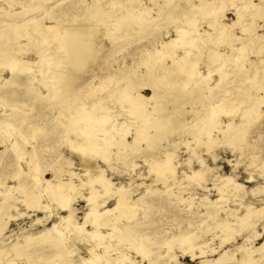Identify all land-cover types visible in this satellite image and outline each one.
I'll return each mask as SVG.
<instances>
[{
    "label": "rangeland",
    "instance_id": "rangeland-1",
    "mask_svg": "<svg viewBox=\"0 0 264 264\" xmlns=\"http://www.w3.org/2000/svg\"><path fill=\"white\" fill-rule=\"evenodd\" d=\"M29 1L0 0V26H3L5 33V36L0 37V47L13 52L15 50L14 53L0 56V264H58L57 255L64 253L63 244L60 242L62 239L35 241L33 237L47 230L51 231L49 235L56 236L53 229L57 226L64 228L65 217L82 224L85 221V214L91 213L93 206L98 205L94 209L101 210L113 205L118 198L116 188L123 189V195L130 198L131 202L141 205L135 219L129 222L131 225L128 241H118L114 249L107 245L112 249L110 257L120 256L117 264H151L148 257L154 256L159 258V264H167L164 256L168 252L169 244L172 245L170 252L173 253L174 260L169 261L168 264H201V260L218 258L224 251L238 259L243 247L256 249L253 256L258 258L257 264H264V248H258L264 242V214L255 219L254 226L246 229L235 224L234 238L223 244H221L223 240L221 229L218 227L225 218L234 223V216L243 214L247 206L264 205V89L251 90L253 84H264V76L259 78L264 72V0H209L212 6L218 7V16L224 26L236 20L237 14L241 15V21H244L241 22V26L231 27L233 33L231 38L227 37L228 39L224 38L219 42L214 41L218 31L212 29L211 16L207 17L206 14L205 16L195 7L199 4V0H168L167 4H164L165 0L135 2L99 0L100 5L106 6L115 2L117 7L110 15L99 16L92 22L90 31L95 37L90 36L85 40L76 35L72 38L71 48L81 52L76 56L65 47L56 50L58 43H64L65 38L64 35L63 38L59 37L60 33L57 34L55 31L60 32L69 24H77V21H73L72 15L81 11L80 3L85 1L91 5L92 0H42L44 2H41L31 13L23 14L21 8L25 4H31ZM137 8L144 10V14L153 17L154 20L158 15V20L152 22L149 28L131 29L130 26L127 28V25H131L130 21L137 13ZM7 9L11 14L13 13V16L9 15ZM4 13H7V16ZM30 15L43 24L54 25L52 41L51 38L50 40L47 38L49 41L40 43L43 44L41 46L35 41L34 45L27 44L31 40L26 37L19 38V42L14 38L8 39L13 37L14 27L19 26L20 30L27 27ZM52 17H58L60 21L52 20ZM118 17L126 18L116 27ZM14 18L13 27L11 22L6 20ZM194 23L197 25L195 26ZM244 26H250V30L241 32ZM192 28L197 36L191 37L193 40L186 48L196 53L197 46H201L203 37L208 35L214 37V40L207 39L205 44H211L209 46L212 50L220 53L218 61H211L209 53L205 54V49L202 50L200 54L192 56L196 61V67L204 73L211 71L210 85H214L220 79L222 72L226 73V76L219 86L204 90L205 107L197 104L191 110L186 104L185 109L190 112L177 115L172 104L169 101L164 102L165 92L162 88H158L152 96L149 86H141L139 78L144 76L142 73L146 65L140 62L146 58L145 51L154 52L155 47L160 49L161 42L175 36V30H192ZM33 34L38 40V33L33 32ZM65 34L67 36L69 31ZM39 48L45 51L41 52ZM183 50L184 48H178V52L182 53ZM46 51L51 56H48ZM239 53L240 58L243 57L242 70L240 68L238 70L237 65L226 62V57L230 54L238 57ZM39 54L42 57H39ZM11 57H16L19 62L23 61L26 66L28 64L34 69L24 78L25 86L8 88L9 86L4 83L9 76V68L2 62L4 58ZM169 61L170 59H167L165 62ZM155 64L153 62L151 64L153 70L156 69ZM158 68L154 71L156 74L153 73L155 77L161 75ZM240 86L241 90L236 94L240 99L243 98L242 102L227 105L225 109L223 108L226 112L219 110L215 117L216 127L208 131L209 133L204 131L207 125L205 119H210L209 116L206 118L209 107L220 106L221 99L227 96L226 92H233L231 89H240ZM65 88H69V91L64 92ZM8 90L14 91L8 93ZM251 91L253 96L249 94ZM244 92L249 94L247 97L245 93L247 98ZM136 93L144 97L141 108H135L127 99L129 95ZM249 97H256L259 102L257 101L258 110L247 115L244 111L254 103ZM78 109L87 112L91 110L94 119L99 120L98 122L92 119L91 139L99 145L101 151L97 148L98 153L96 150L92 151L90 156L80 155L77 144L80 143L81 138L66 126ZM101 114L107 116L103 118L104 121L101 119ZM81 122L85 124L84 121H80L79 126L85 128L87 123L84 125ZM229 122L247 123L245 127L232 133L244 134L246 136L244 142L233 143L230 138H225L221 132H218L226 128ZM140 125L142 129H138ZM135 127L139 131L143 130L147 137L153 138L151 146H148L145 137H141L138 142L132 140ZM96 131L101 132V135L96 134ZM123 131H125L123 144L116 143L120 138L119 133ZM157 134L161 136L155 139L154 136ZM106 136L107 138H103ZM9 138L16 140L19 150L14 148ZM211 138L214 144L208 151L206 143ZM105 143L107 144L104 145ZM238 144L241 146L239 147ZM22 159L24 163L21 165ZM160 162L171 166L170 169L168 166V169L161 172H164L162 175H165V178L163 176L156 180L155 171L159 168L156 163ZM164 164H160V168ZM88 170H94V173ZM194 170H203L197 180L188 178ZM95 173L98 176L99 173L102 174L100 177L103 178L96 177ZM104 178L107 180V185L111 186L108 193L100 189L99 181ZM58 180L61 181V195L64 201L51 186L56 185ZM229 182L236 183L239 188L228 193L225 196L227 199L219 203L216 216H209L205 211V200L214 201L219 196L218 192L223 191L224 183ZM90 192L97 193L96 204H87ZM3 193L7 197L4 203L1 199ZM33 203L36 206H30ZM66 203L68 207L65 206ZM87 206H92V209ZM82 227L85 231H90L89 220ZM101 232L107 235L109 230L103 227ZM256 233L259 235L256 236ZM185 234H193V242L196 246L193 255L184 252L185 246L180 242L181 236ZM110 236L107 237L110 239ZM88 238L76 239V246L94 247V240ZM104 240L107 242L108 239L103 238L100 242H105ZM71 242L72 239L67 242L69 246ZM100 242L98 241L97 247L94 248L97 252L103 251L102 244L105 243ZM15 244L19 245V249L15 250ZM144 248H149V252L145 254L138 252ZM75 249L76 247L73 251L78 253ZM202 249L206 250V253L201 254ZM78 254L82 256L80 258H87L84 251ZM107 261L105 264H108ZM226 264L233 263L230 260Z\"/></svg>",
    "mask_w": 264,
    "mask_h": 264
},
{
    "label": "bare ground",
    "instance_id": "bare-ground-1",
    "mask_svg": "<svg viewBox=\"0 0 264 264\" xmlns=\"http://www.w3.org/2000/svg\"><path fill=\"white\" fill-rule=\"evenodd\" d=\"M99 0H92V4L89 5V3L87 2H82L80 3L82 6H81V11L77 14H74L72 15V18H73V21H77V24L73 25L72 24H69L68 26H65L62 31L58 32L57 30L55 32L60 33L58 34L59 37L63 38V35H64V38H65V42L62 43H58V47L56 46V50H60L61 47H65L67 48L68 51H71L72 55L76 56L78 54H80L81 52H77L75 49H72L71 48V41H72V38L76 37H82L83 39H88L90 36H94V33L91 30V26H92V22L96 20L97 17L99 16H102V15H110L111 12H113L115 10V8L117 7L115 5V2L114 3H111L109 5H106V6H103V5H100ZM127 1V0H126ZM129 1H133L135 2L136 0H129ZM244 1V0H243ZM248 1V0H247ZM41 2H44L42 0H30L29 3L31 4H25L22 6V13L23 14H29L31 13V11H33L34 8H36ZM169 1L168 0H165L164 1V4L168 3ZM252 2V1H251ZM260 2V1H259ZM263 2V1H262ZM223 3V2H222ZM244 4V3H243ZM263 4V3H262ZM259 5V4H258ZM166 6V5H165ZM194 7V6H193ZM196 9H200V11H202V14H206L207 17L211 16V26L213 27L212 29H217L216 31L217 32V37L215 38L214 40V37L212 36H206V37H203V40H202V45L201 46H197V52L196 53H193L190 48H186V46H189L193 40V38H191L192 36H197V33H195V30H193L194 28H192V30H188V29H184V30H181V29H178V30H175V36L167 41H164V42H161V45H160V49H156L155 47V51L153 52H150V51H145V53L147 54L146 55V58L141 61L140 63L146 65L145 67V71L144 73H142L144 76H142L141 78H139V82L141 83V86H149L152 90V96L155 94V92H157L158 88H162L165 92V100L164 102L166 101H169L175 111V113L177 115H183L184 113H189L190 110L188 109H185V105H189V107L191 108V110H193V106L197 105V104H202V106H206V103L204 101V97H205V92L204 90L207 89V90H211L212 88H214L215 86H219V84H221V82H223V79L224 77L226 76L224 72H222L223 74L220 75V79L217 80L215 82L214 85H210L209 84V81H210V76H211V71L210 72H207V73H204L202 72L201 70H199L197 67H196V61L193 59L192 56H196V54H200L202 50L205 49V54L209 53L210 55V59L209 60H213V61H218V59L220 58V53H218L217 51H213L212 50V47L209 46L211 44H205V41L207 39L211 40V38H213V40L215 42H219V40L221 39H224V38H231L233 36V33H232V29L231 27L235 26V25H240L241 26V22H244V21H241V15L237 14V19L232 21L230 25H226L224 26L222 23H221V19H220V16H218V7H214L212 6V2L209 1V0H199V4L196 6ZM242 7V6H241ZM141 8V7H140ZM222 8V7H221ZM83 9V10H82ZM138 9V8H137ZM239 9V8H238ZM3 10V9H2ZM8 10V9H7ZM160 10V9H159ZM163 10V8H162ZM9 11V10H8ZM137 13L134 14L132 16V20L130 21L131 22V25H127V28L128 26H130V28L134 29L136 27H138L139 29H142L143 27H146V28H149L151 23L154 22L155 20H158V15L154 18H156L155 20L153 19V17H147L146 14H144V10H136ZM3 12H5L3 10ZM19 12V13H21ZM146 12V11H145ZM9 15L11 14V12L9 11L8 12ZM131 13V12H130ZM168 13V12H167ZM5 14V13H4ZM7 14V13H6ZM5 14V15H6ZM13 14V13H12ZM11 14V15H12ZM129 15V13H127ZM126 14V15H127ZM182 14H185V13H182ZM187 14V13H186ZM185 14V15H186ZM205 15V16H206ZM7 16V15H6ZM13 16V15H12ZM179 16V15H178ZM250 16V15H249ZM10 17V16H9ZM163 17V16H162ZM126 17H118L117 18V22H116V27H118V24L121 23L122 21H124ZM177 18V17H176ZM24 19V18H23ZM21 19V20H23ZM52 20H55L57 22H59L60 20L58 19V17H52L51 18ZM6 20V19H5ZM28 20H29V23L27 25V27H25L24 29L20 30L21 27H14V23H15V18L14 19H7L6 21H9L11 22V25L14 27V30L13 31V37H9L8 39L10 38H14L15 41H18L19 38L21 37H26L27 39L31 40L29 41V43L27 42V44H30V45H34L35 42H37L38 44L40 43H44V42H47V40L49 38H51V35H52V32H53V29H55L54 25L50 24V25H46V24H43L42 22L39 21V19H34L32 15H30L28 17ZM27 20V21H28ZM198 20V19H197ZM244 20V19H243ZM196 21V20H195ZM199 21V20H198ZM114 22V21H113ZM248 22V21H247ZM43 25H42V24ZM56 23V22H54ZM191 24V23H190ZM194 25L196 26L197 24L194 23ZM11 26V27H12ZM243 26V25H242ZM113 27V26H112ZM121 27V26H119ZM56 29L57 26H56ZM247 30H250V26H244L241 28V32H244V31H247ZM69 31V34H67L66 36V32ZM126 31V30H125ZM33 32H37L38 33V40H36L37 38L35 36H33ZM126 33V32H125ZM107 34V33H106ZM109 34V33H108ZM256 34V32L254 33V35ZM5 36V33L3 32V26H0V37L2 36ZM70 35V36H69ZM199 36H201L200 34H198ZM214 35V33H213ZM216 35V33H215ZM249 35V34H248ZM43 36V37H42ZM258 36V35H257ZM260 36V35H259ZM95 37V36H94ZM235 37V36H234ZM237 37V36H236ZM35 40H34V39ZM48 38V39H47ZM113 38V37H112ZM206 38V39H205ZM227 38V39H228ZM252 38V37H251ZM254 38V36H253ZM52 39L54 38H51L50 41H52ZM217 39V40H216ZM26 40V39H25ZM48 40V41H49ZM62 40V39H61ZM84 40V41H85ZM253 40V39H252ZM35 41V42H34ZM19 42V41H18ZM228 41H226L227 43ZM256 42V41H255ZM212 43V42H211ZM41 45V44H40ZM43 45V44H42ZM41 45V46H42ZM242 45V44H241ZM31 47V46H30ZM49 47V46H48ZM191 47V46H190ZM38 48V47H37ZM35 48V49H37ZM61 48V50L63 49ZM64 48V49H65ZM178 48H184V50L181 52H178ZM199 48V49H198ZM40 49V48H39ZM201 49V50H200ZM14 50V49H13ZM34 50V49H33ZM38 50V49H37ZM44 50V49H43ZM42 50V51H43ZM199 50V51H198ZM231 50V49H230ZM39 51V50H38ZM41 51V49H40ZM41 51V52H42ZM45 51V50H44ZM10 52H13L12 50H5L3 48L0 47V56H4L6 53H10ZM15 52V50H14ZM13 52V53H14ZM39 52V53H41ZM47 52V51H46ZM67 52V51H66ZM48 53V52H47ZM46 53V54H47ZM68 53V52H67ZM223 53V52H222ZM230 53V52H229ZM241 53V52H240ZM240 53H239V56L238 57H235V54L233 55H229L228 57H226V62H230L232 64H235L237 65L238 67V70L239 68L242 70L244 67H243V57L240 58ZM36 54H37V51H36ZM35 54V55H36ZM53 54V53H52ZM228 54V53H227ZM34 55V56H35ZM42 55V53H41ZM51 56L50 53H48V56ZM224 55V54H223ZM242 55V54H241ZM43 58H44V55H42ZM40 56L39 54V57H42ZM206 56V55H205ZM37 57V56H36ZM38 57V58H39ZM46 57V56H45ZM225 57V56H224ZM50 58V57H49ZM48 58V59H49ZM195 58V57H194ZM167 59H170L169 62H165ZM207 59V58H206ZM4 61L2 62V64L4 66H8L9 68V76L5 79L4 83L7 84L10 88V86H14V87H20V86H25L26 84H24V78L34 69H32V67L27 66L23 63V61H18V59L16 57H11V58H4L3 59ZM21 60V59H20ZM38 60V59H37ZM36 60V61H37ZM40 61H42L40 58H39ZM50 60V59H49ZM53 60V59H52ZM55 61V60H54ZM57 61V60H56ZM47 62V61H46ZM153 63H156L155 66H156V69L157 67H159L158 69L160 70L159 74L161 73V75L159 77H155L154 74V71L156 70H153L151 67V64ZM222 62V60H221ZM225 62V59L224 61ZM34 63V61H33ZM36 63V62H35ZM58 63V62H57ZM32 64V63H31ZM29 64V65H31ZM39 64V63H37ZM49 64H50V61H49ZM48 65V63H47ZM143 65V66H144ZM225 65V63H224ZM228 65V64H227ZM226 65V66H227ZM230 65V64H229ZM36 66V64H35ZM75 66V65H74ZM220 66V65H219ZM38 67V66H37ZM44 67V66H43ZM47 67V66H46ZM223 67V66H221ZM219 67V68H221ZM49 69V67H48ZM222 69V68H221ZM230 70V69H229ZM237 70V71H238ZM219 72L222 71V70H218ZM235 71V70H234ZM247 71V70H246ZM33 72V71H32ZM31 72V73H32ZM218 72V73H219ZM154 73V74H153ZM238 74V72H237ZM51 75V74H50ZM134 75V73H133ZM262 75V76H261ZM259 75V78L263 77L264 76V72L263 74ZM248 76V75H247ZM258 76V75H257ZM54 77V76H53ZM258 78V77H256ZM42 79V78H41ZM45 79V78H44ZM50 79V78H49ZM58 79V78H57ZM46 80V79H45ZM44 80V81H45ZM55 80V79H54ZM251 80V78H250ZM254 82V81H252ZM251 82V83H252ZM257 82V81H256ZM261 82V81H260ZM46 83V82H45ZM139 83V84H140ZM233 84V83H232ZM253 84V83H252ZM252 84H249L252 85ZM2 85V84H1ZM248 85V83H247ZM66 87H68V85H65ZM226 86V84H225ZM254 86L253 89L251 90H254V91H258L259 89H264V84H257L256 85H252ZM219 88V87H218ZM215 90V89H214ZM221 90V89H220ZM233 92H226L227 96L226 98L224 99H221L220 101V106L216 107V106H210L209 109L207 110V113H206V118L207 116H209L210 119L206 120L205 118V123L207 124L204 128V131L206 132H210V130L212 128H215L216 127V123H217V118L216 117V113L219 111V110H222V112L224 111L223 108L225 109V107L228 105H232L233 102H237V103H241L243 98L240 99L236 94L238 93V91L241 90V86H240V89L238 88H233L231 89ZM248 89H246L245 91L247 92ZM12 91L14 90H8L7 92L8 93H11ZM52 91V90H51ZM57 91V90H56ZM67 92L69 91V88H65L64 89V92ZM54 92V91H53ZM139 92V90H138ZM207 92V91H206ZM244 92V95L245 93ZM253 91H251V93H249L250 95L252 94ZM129 94V93H128ZM127 94V95H128ZM210 94V93H208ZM248 93H246L247 97L249 96ZM243 95V94H242ZM245 95V97H246ZM253 96V94L251 95ZM150 97V95H149ZM209 97V96H208ZM246 97V98H247ZM245 98V99H246ZM259 98V97H257ZM127 99L129 101H131V103L134 104L135 108H141V103L142 101H144V97L140 94H135V95H129L127 97ZM126 99V100H127ZM141 99V100H140ZM150 99V98H149ZM249 99L251 100V102L253 101V105H251V107L249 109H247L246 111H244L245 114H251V113H255L258 109V99H256V97H249ZM262 100V98H261ZM250 102V101H249ZM259 102V101H258ZM261 102V101H260ZM99 103V102H98ZM123 103V102H122ZM127 104V103H126ZM215 104V103H214ZM244 104V103H243ZM138 105V107H137ZM215 105H218V104H215ZM98 106V105H97ZM108 106V105H107ZM130 106V104H129ZM243 106V105H242ZM247 106V104L244 106V108ZM144 107V106H143ZM133 108V107H132ZM233 108V107H232ZM84 109V108H83ZM89 109V108H87ZM86 109V110H87ZM91 109V108H90ZM99 109V107H98ZM143 109V108H142ZM235 109V108H234ZM85 110V109H84ZM138 110V109H137ZM232 110V109H231ZM78 112H76V115L74 117H72L71 120H69L68 124H66V126H68L72 133L76 134L78 137H80V143L77 144V149H79V152H80V155L81 156H90L91 155V152L92 151H95L97 152V150L99 149V145L96 143V142H93L92 141V137H91V133H92V119H94V115L88 110L87 111H79V109L77 110ZM98 111V110H97ZM100 111V110H99ZM104 111V110H103ZM109 111V110H108ZM135 112V109L133 110ZM141 111V110H140ZM166 111V110H165ZM229 111V110H228ZM227 111V112H228ZM118 112V110H117ZM226 112V111H224ZM236 112V111H235ZM95 113V112H94ZM108 113V112H107ZM129 113V111H128ZM137 113V112H136ZM142 113V111H141ZM145 113V112H144ZM234 113V112H233ZM263 113V112H262ZM113 114V113H112ZM117 114V113H116ZM219 114V113H218ZM237 114V113H236ZM102 115V120L104 121L103 118L107 117V116H103L105 114H101ZM110 115V114H109ZM118 115V114H117ZM138 115V114H137ZM259 115V114H258ZM116 116V115H115ZM129 116V115H128ZM133 116V115H132ZM130 116V117H132ZM139 116V115H138ZM233 116V115H232ZM113 117V116H112ZM123 118V117H122ZM133 118V117H132ZM135 118V117H134ZM137 118V117H136ZM110 119V117H109ZM121 119V118H120ZM94 120H97V118H95ZM108 120V119H107ZM114 120V119H113ZM80 121H84L85 124L87 123L86 127L84 128L83 126H79V123ZM99 122V120H97ZM111 121V119H110ZM124 121V120H123ZM122 121V122H123ZM130 121V120H129ZM134 122V121H133ZM148 122V121H147ZM193 122V121H192ZM249 122V121H248ZM82 124H84L83 122H81ZM92 123V124H91ZM95 123V122H94ZM105 123V122H103ZM114 123V122H113ZM124 123V122H123ZM137 123V122H136ZM140 123V122H139ZM145 123V122H144ZM84 124V125H85ZM102 125V123H100ZM126 124V123H125ZM129 124V123H128ZM155 123H153L154 125ZM157 124V123H156ZM90 125V126H89ZM96 125V124H95ZM93 125V126H95ZM108 127H109V124H107ZM119 125V124H118ZM121 125V124H120ZM119 125V126H120ZM124 125V124H123ZM127 125V124H126ZM143 125V123H142ZM148 125V124H147ZM247 125V123L244 124V122L242 123H238V124H234V123H231L229 122L227 125H226V128L224 129H221L219 130L218 132H221L222 135L225 137V138H230V141H232L233 143L235 142H240V141H243L245 140L246 136L244 134H238V135H233L232 133H234V131L236 130H239L240 128L242 127H245ZM104 126V125H103ZM125 126V125H124ZM145 126V125H144ZM102 127V126H101ZM112 127V126H111ZM110 127V128H111ZM116 127V126H115ZM147 127V126H146ZM7 128V127H6ZM99 128V127H98ZM107 128V127H106ZM118 128V126L116 127ZM136 128V127H135ZM141 128V125L140 127H138V129ZM221 128V127H220ZM103 129V128H102ZM137 128L136 130L134 131L135 134L133 135L132 137V140L135 141V142H138L140 140L141 137H145L147 141V144L148 146H151V143H153V138H149L147 137L148 135H144V132L143 130L139 131ZM142 129V128H141ZM146 129V128H145ZM97 130V129H96ZM105 130V129H103ZM121 130V129H120ZM138 130V131H137ZM69 131V130H68ZM70 131V132H71ZM100 131V129L98 130ZM110 131V130H109ZM116 131V130H115ZM119 131V130H118ZM97 132V131H96ZM95 132V133H96ZM131 132V131H130ZM146 132V131H145ZM208 132V133H209ZM101 133V132H100ZM100 133H96V134H100ZM108 133V132H106ZM106 133H104L106 135ZM119 133V132H118ZM81 134V135H80ZM114 134V133H113ZM120 134V138L119 140L116 141V143H119V144H123V141L122 139L124 138L125 136V131L119 133ZM160 134V133H159ZM155 135V139L156 138H159L161 135ZM94 135V133H93ZM101 135V134H100ZM108 135V134H107ZM33 136V135H32ZM104 136V135H103ZM109 136V135H108ZM97 137V136H96ZM102 137V136H101ZM115 137V136H114ZM100 138V137H99ZM103 138H107L106 137H103ZM109 138V137H108ZM209 138V137H208ZM207 138V139H208ZM10 139V138H9ZM25 140V137L23 138ZM95 139V138H94ZM97 139V138H96ZM154 139V140H155ZM209 140V139H208ZM207 140V141H208ZM102 141V140H101ZM109 140L107 139V142ZM142 141V140H141ZM4 142V141H3ZM10 142L11 144L14 146V148L18 149L19 150V146L16 144V140L14 139H10ZM76 142V141H74ZM104 142V141H103ZM231 142V143H232ZM72 143V142H71ZM130 143V142H129ZM242 143V142H241ZM70 144V143H69ZM103 144V143H102ZM107 143H105L104 145H106ZM207 149L208 151L213 147V144H214V140L213 138H211L210 141H208L207 143ZM112 145V144H111ZM233 145V144H231ZM76 146V145H75ZM102 146V145H100ZM239 146V144H238ZM241 146V145H240ZM239 146V147H240ZM73 147V146H72ZM76 148V147H75ZM98 148V149H97ZM73 149V148H72ZM76 149V150H77ZM102 149V148H101ZM108 149V148H107ZM75 150V149H74ZM100 150V149H99ZM105 150V149H104ZM101 151V150H100ZM103 151V150H102ZM98 153V152H97ZM93 155V154H92ZM105 155V154H104ZM250 155V154H249ZM98 156H96L97 158ZM19 159V158H18ZM86 159V158H85ZM84 159V160H85ZM89 159V158H88ZM168 159V158H167ZM24 163V159L21 160V165ZM165 163V162H164ZM162 162L160 163H156L157 166L159 168H157V170L155 172H157V175L156 176V180L158 179H161L163 176L165 178V175H162L163 173H161L164 169H168V166H169V169H170V166L168 163L164 164ZM160 164H164L161 168H160ZM173 167V166H172ZM22 169V167H21ZM21 169L19 172H21ZM202 169H205V168H202ZM155 170V168L153 169ZM89 172H92L94 173V170H88ZM165 171V170H164ZM168 171V170H167ZM172 171V170H171ZM174 171V169H173ZM202 171L203 170H194L192 171L191 175L188 176V178L192 179L193 180H197L200 178L201 174H202ZM59 173V171H56ZM99 172V171H98ZM183 172V171H182ZM191 172V171H190ZM175 173V171H174ZM96 174V173H95ZM94 174V175H95ZM104 174V173H103ZM169 174V173H168ZM252 174V173H251ZM97 175V174H96ZM99 175L101 176L102 174L99 173ZM89 176V175H88ZM100 176H96V177H100ZM167 176V175H166ZM170 176V175H169ZM167 176V177H169ZM173 176V175H172ZM93 177V176H92ZM171 177V176H170ZM89 178V177H88ZM87 178V179H88ZM101 178V177H100ZM103 178V176H102ZM101 178V179H102ZM163 178V179H164ZM174 178V177H173ZM251 178V176H250ZM154 179V178H153ZM179 179V178H178ZM225 179V178H223ZM228 179V178H227ZM94 180V178H93ZM92 180V181H93ZM100 180V179H99ZM98 180V181H99ZM105 180V178H104ZM104 180H100L99 183L101 184L100 185V189H103V191L105 192H110V184L109 186L107 185V180L106 183ZM231 180V179H230ZM89 181V179H88ZM91 181V180H90ZM168 181V180H167ZM192 181V180H191ZM226 181V180H225ZM224 181V182H225ZM60 180H58V183L56 185H51L52 188L54 190H56L58 192V195L60 196L59 198L60 199H63L64 197H62L61 195V184H60ZM150 182V181H149ZM227 182V181H226ZM82 183V182H81ZM90 183V182H89ZM93 183V182H91ZM90 183V184H91ZM97 183V182H96ZM164 183V182H163ZM55 184V183H54ZM71 185V184H70ZM222 185V184H221ZM50 186V187H51ZM99 186V184H98ZM173 186V185H172ZM47 187V186H45ZM69 187V186H68ZM93 187V185H92ZM92 187L90 188V190L92 189ZM65 188V187H64ZM114 188V187H113ZM223 191H221V193L218 192L219 196L218 198H216L214 201H206L204 202V206H205V211L206 213L209 215V216H216L217 215V212H218V205L220 202H223L224 199H225V196L232 192L233 190L239 188V185H237L236 183H224L223 185ZM95 189V187H94ZM93 189V190H94ZM96 190V189H95ZM116 190L118 191L117 195H118V198L115 200V202L113 203L112 206L110 207H104L103 209L101 210H97L96 208L94 209V207H98V205H95L93 206V209H92V206H89L92 210L90 211L91 213H86L85 215V221L82 223V224H78L77 222H73V220H70L71 218L69 217H65L64 218V228L61 227V226H57V227H54L52 226V228L54 227L53 230H55V233H56V236L52 237L51 235H49V233L51 232L50 230H47L45 232H42L40 233L39 235H36L33 237V240L35 241H39V240H45V239H51V238H54L55 240H60V242L63 244V250H64V253L62 254H58L57 255V263L58 264H105L107 261L108 264H117L118 261H120V254L118 255L119 257H115V258H112L110 257V252L112 251V249H114V245L118 242V241H128V232H129V226L131 225V223H129L131 220L135 219L134 217L137 215V211L140 209L141 205L139 203H136V202H131L130 201V198L128 197H125L122 193L123 189L121 188H116ZM66 191V190H65ZM97 191V190H96ZM113 191V190H112ZM111 191V192H112ZM181 192V191H180ZM10 194V193H9ZM96 194L95 192H90V195L88 196L87 198V201H88V205H93V204H96V200L95 197H96ZM115 194V193H114ZM65 194H63L64 196ZM69 195V194H67ZM103 195V194H102ZM110 195V194H108ZM112 196V195H111ZM62 197V198H61ZM66 197V196H65ZM6 195L3 193L1 195V199H2V203H4V201L6 200ZM67 198V197H66ZM227 199V198H226ZM225 199V200H226ZM61 201V200H59ZM64 201V199H63ZM62 201V202H63ZM69 201V200H68ZM67 202V200L65 201ZM103 202V201H102ZM35 203V202H34ZM30 204V206H36V204ZM100 203V201H99ZM98 203V204H99ZM226 203V202H225ZM102 204V203H101ZM235 204V203H234ZM100 205V204H99ZM66 207L67 206V203L65 205ZM221 206V204H220ZM88 207V206H87ZM88 207V208H89ZM1 208V207H0ZM69 209V208H68ZM90 210V209H89ZM1 211V210H0ZM88 211V210H87ZM85 211V212H87ZM68 212V211H66ZM140 212V211H139ZM51 213V212H50ZM70 213V212H68ZM262 214H264V205L263 206H260V207H251V206H247L245 208V212L243 214H241L240 216H234L235 220H234V223L232 222H229L228 220L223 219V221L220 222V224L218 225V227L221 229V233H222V243L223 244L224 242L230 240V239H233L234 238V233H235V229H234V226L235 224H238L242 229H246L248 227H251V226H254L255 224V219L257 217H260ZM70 215V214H69ZM68 215V216H69ZM67 216V215H66ZM56 219V218H55ZM89 220V224L91 225V230L90 231H85L83 229V224H86L87 221ZM257 220V219H256ZM75 221V220H74ZM123 221H125L126 223H124ZM56 222H58L56 220ZM55 222V223H56ZM257 223V222H256ZM59 224V223H57ZM61 225V224H60ZM56 226V225H55ZM105 227L109 230V232L107 233V235H104L102 232H101V229ZM5 229V228H4ZM109 234V235H108ZM111 235V236H110ZM256 236L259 235V233H256L255 234ZM107 236H110L111 238L109 239ZM68 237V239H66ZM81 237H89L90 240L91 238L94 240V247H87V246H84V245H79V246H76L77 244H75V241L76 239H79ZM64 238V239H63ZM88 238V239H89ZM103 238H107V242H100V240L102 239L103 241ZM193 234H185L183 236H181L180 238V242H182V244L185 246L184 247V252H190L192 255H193V249L196 247L195 246V243L193 242ZM247 238V237H246ZM70 239H72V242L70 244V246L68 245V241H70ZM89 240V241H90ZM98 241L100 243H105L104 245L102 244L103 247V251L102 252H97L94 250V248L97 247V243ZM110 241V242H109ZM91 242V241H90ZM109 242V243H108ZM207 242V241H206ZM92 243V242H91ZM107 243V244H106ZM173 244V243H172ZM67 245V246H66ZM109 247H113L112 249L108 248ZM117 245V244H116ZM133 245V244H132ZM18 244H15L14 247H15V250L19 249L18 248ZM96 246V247H95ZM75 250H77L76 252H81V251H84L86 254H87V258L83 257V258H80L82 256H80L78 253H75L73 251V248H75ZM128 247V246H127ZM139 247V246H138ZM167 247V246H166ZM171 247L172 245L169 244L168 245V252L166 253V255L164 256L165 257V262L168 264L169 261H173L174 260V255H172L173 253L170 252L171 250ZM242 248V246H241ZM259 249L260 248H264V242L262 243V245L260 247H258ZM257 248V249H258ZM181 249H183L181 247ZM241 256L240 258H235L233 255H229L227 251H224L223 253H221L219 255L218 258H215V259H208V258H205L203 260H201V264H205V263H213V264H226L228 261L231 260V262L233 264L235 263H238V264H251L252 262H256L257 264V259L253 256V252L256 250V249H252V248H248V247H243L241 249ZM116 251V250H115ZM137 251V250H136ZM138 252H141V253H147L149 252V248H144V249H140L138 250ZM181 252V251H180ZM206 253V250H201V254H204ZM140 254V253H139ZM117 255V254H116ZM112 256V255H111ZM124 256V255H122ZM121 256V257H122ZM144 257V256H143ZM163 257V258H164ZM192 258H194L193 256H191ZM162 258V257H161ZM124 260V259H123ZM163 260V261H164ZM148 261L149 263L151 264H159V258L157 256H154V257H148ZM162 260L160 259V262ZM177 262V260H175ZM12 262V261H11ZM254 262V264H255ZM175 264V263H174ZM259 264V263H258Z\"/></svg>",
    "mask_w": 264,
    "mask_h": 264
}]
</instances>
